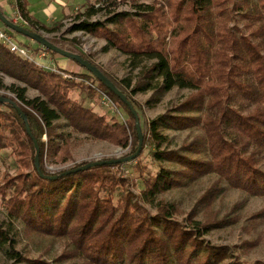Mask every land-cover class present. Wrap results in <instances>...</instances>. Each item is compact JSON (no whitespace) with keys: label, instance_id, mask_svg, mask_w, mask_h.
Here are the masks:
<instances>
[{"label":"trees","instance_id":"16d2710c","mask_svg":"<svg viewBox=\"0 0 264 264\" xmlns=\"http://www.w3.org/2000/svg\"><path fill=\"white\" fill-rule=\"evenodd\" d=\"M126 1L88 0L77 12L73 30L105 39L106 48L125 54L135 67L149 60L136 84L96 63L77 38L45 34L60 29L68 16L45 24L30 14L29 0H14L27 29L90 61L127 96L139 114L144 143L131 161L48 178L89 163L54 172L47 167L45 156L60 165L71 162L81 142L107 141L129 148L126 156L134 154L139 147L136 117L119 96L73 59L82 71L58 67L71 74L66 77L0 41V72L24 83L8 88L16 98L1 95L26 114L32 133L13 104L0 102V208L9 217L7 226L0 221V248L10 264H249L231 246L214 244L204 235L230 223L229 218L219 219L211 205L220 182L264 196V0H130L134 10L120 11ZM0 10L10 19L1 5ZM103 11L107 18H93ZM41 46L32 48L37 52ZM28 88L39 94L29 98ZM175 88L190 92L148 118L145 104L160 101ZM149 90L151 98L141 103L136 94ZM103 93L127 117L97 110ZM62 119L69 131L57 133ZM162 126L190 130L192 138L171 148L172 139ZM45 132L47 143L42 139ZM34 139L40 147L42 174L36 167ZM124 163L127 167L122 169ZM211 173L217 177L215 183L198 200L205 206L202 218L195 211L184 214L174 201L158 199ZM147 204L155 207L154 213ZM263 221L264 207L250 214L245 230L253 233ZM19 232L28 241L60 240L63 248L53 259L31 257L16 247L14 236ZM262 241L264 233L244 245Z\"/></svg>","mask_w":264,"mask_h":264},{"label":"rangeland","instance_id":"374dc122","mask_svg":"<svg viewBox=\"0 0 264 264\" xmlns=\"http://www.w3.org/2000/svg\"><path fill=\"white\" fill-rule=\"evenodd\" d=\"M86 1L87 0H30V10L36 17L46 22L49 19H60L62 17V9L64 5H68L70 7L78 4L81 5ZM144 1L149 2L150 0ZM81 9H83L82 6L78 10H75L67 18H65L60 29L52 33L45 34L58 38H77L81 42L82 47L89 54H91L96 63L100 64L105 70L112 73L116 77L123 79L131 78L133 84H136L143 68L145 66H149L151 62L149 60H146L139 66L135 67L125 54L116 49L107 50V42L105 39L94 37L83 30H73V26L78 22L76 14ZM119 10L132 12L134 10V5L130 0H128L120 6ZM108 16V12L103 11L93 18L104 20ZM0 27L9 31V28L6 27L1 21ZM17 37L18 39H22L25 43L31 44L33 48L38 45L35 40L27 38L23 35H17ZM30 49L31 52H33L31 47ZM50 57L53 58V62L58 67L64 68L58 62L59 60H66L76 66L77 71H82V68L78 64H76L66 56H53L50 53ZM56 58L58 59V61L56 60ZM0 83L4 85L0 87V95L8 94L15 98L16 94L8 88L13 84H16L17 86H24V83H22L18 79H15L1 72ZM189 92V89L175 88L163 94L160 101L152 104L146 103L147 100L152 96V90L139 92L136 94V98L141 103H146L145 113L148 118L152 119L165 112L167 109L171 108L175 103L181 101L189 94ZM27 94L29 98H32L38 95L39 92L35 89L28 88ZM95 107L97 110L102 111L101 108L103 106L101 105V103L98 105L95 104ZM103 109L109 113L115 112V114L118 115L119 118L127 117L126 112L124 113L122 110L113 111L108 107H103ZM65 122V120H60L57 122V125H59L56 128L57 133L69 131V127L65 125ZM161 131L172 139L170 144L171 148H179L184 140H186L187 138H192V132H190V130H174L162 126ZM195 133H201V131H195ZM48 138L49 137L45 132L42 137L43 141L47 143ZM163 146H166V143H164ZM128 151L129 148L125 149L107 141H85L79 143L74 148L73 160L69 163L65 165L57 164L54 162L52 156H45V161L47 163L48 169L54 172L60 168H64L65 166H74L75 164L81 163L83 161L93 162L100 159L103 160L119 158L122 155H126ZM191 155L197 157L204 156L203 154ZM165 164L169 166V163L165 162ZM261 167L264 169V159L261 162ZM1 168L2 170H4L6 166L4 164H1ZM114 171L119 173L117 169H114ZM216 178V175L213 173L204 175L200 177L196 182H192L187 186L174 188L158 195V199L163 198L167 201H174L183 210L184 214L195 211L197 218H202L205 206H203L201 202H198V200L207 189L211 188V186L215 183ZM214 196L215 197L211 205L218 212V218H229L230 223L227 225L214 227L204 235L205 238L214 244H225L231 246L233 248L234 254L239 255L241 260H244L249 264H252L259 259L264 260V241H262L257 246L244 245V241L255 240L259 237L260 234L264 233V221L260 223V225L257 227V230L253 233H248L245 230L246 225L249 223L248 221L250 214L264 207V196L247 194L246 192H242L238 189L229 187L226 182L219 183V188L215 190ZM147 206L152 213L155 212L154 206H152L151 204H147ZM8 218L9 217L6 211L0 208V221L3 222L6 226L8 224ZM180 218L182 219L183 216H180ZM234 218H236V221ZM20 227L22 228L21 225ZM13 232H11L10 234L12 235ZM14 237L16 238L17 249L23 251L24 254H29L31 257L43 255L44 257L53 259L54 256L63 248V244L60 240H54L52 238H41L37 239V241H28L27 239H25V237H23L22 232L17 233V235ZM0 264H10V261L7 259L4 251L1 248Z\"/></svg>","mask_w":264,"mask_h":264},{"label":"water","instance_id":"95a60500","mask_svg":"<svg viewBox=\"0 0 264 264\" xmlns=\"http://www.w3.org/2000/svg\"><path fill=\"white\" fill-rule=\"evenodd\" d=\"M0 21L2 23H4V25L6 27H8L9 29H11L15 32H18L20 34H23V35L35 40L36 42L40 43L43 47H45L49 50L56 51L58 54H60L62 56H66L70 59H73L75 62L79 63L82 67L86 68L96 78H98L106 87L111 89L117 96H119L130 107V109L132 110L133 114L136 117V125H137V130H138V135H139V147H138V150L134 154L127 155V156L122 155L119 158H115V159L96 160L93 162H89L85 165L79 166L77 168L66 170L65 172L58 174V175H55V176H47L48 178L56 179V178L61 177L63 175L75 173V172H78L81 170L88 169V168L93 167V166L128 162V161L135 159L139 155V153L143 147V143H144V136H143V133L141 130L139 114H138L137 110L135 109V107L132 105V103L128 100L127 96L97 66L92 64L87 59L81 57L80 55L72 53V52L67 51L65 49H62L59 46L53 44L45 36H43L37 32L31 31V30L27 29L26 27L20 26L16 23L12 22L7 16H5L3 14V12L1 10H0ZM0 102L1 103L10 102L11 104H13L17 108V110L19 111V113L22 115L23 119L26 122L28 132L32 135L27 116L20 109V107L16 104V102H14L10 98L5 97L3 95H0ZM34 142L36 145V155H35L36 167H37L38 171L42 174L41 169H40V147H39L38 141L36 139H34Z\"/></svg>","mask_w":264,"mask_h":264},{"label":"built area","instance_id":"2783aa9c","mask_svg":"<svg viewBox=\"0 0 264 264\" xmlns=\"http://www.w3.org/2000/svg\"><path fill=\"white\" fill-rule=\"evenodd\" d=\"M10 17L12 22L20 26L25 27V25L27 24V21L21 16L17 7L15 11L12 12ZM0 41L6 44L12 52L21 54L22 56L27 57L28 60H31L40 66L59 71L66 77H71V74L64 73L62 70H59L58 66H56L53 62V58L50 57V52L43 46H41L40 49L37 50V52H35V50L31 52V49L29 47L18 41V37L14 33L5 30L2 27H0ZM101 102L105 107H108L113 111H118L117 106L107 94L103 93ZM126 167L127 165L125 163L121 166L122 169H125ZM115 169L118 170V168Z\"/></svg>","mask_w":264,"mask_h":264},{"label":"crops","instance_id":"0c3cea01","mask_svg":"<svg viewBox=\"0 0 264 264\" xmlns=\"http://www.w3.org/2000/svg\"><path fill=\"white\" fill-rule=\"evenodd\" d=\"M88 1V0H87ZM86 1V2H87ZM85 3V2H84ZM84 3L83 4H81V5H74V6H68V5H64L63 6V9H62V17L61 18H63L64 16H69V15H71L75 10H78L79 8H81V6H83L84 5ZM30 4H31V2H30V0H29V7H28V9H29V12H30V14L35 18V19H37V20H39L40 22H42V23H45V24H52L53 22H55V21H57V20H59V19H49L48 21H46V22H44V21H42L41 19H39L38 17H36L32 12H31V10H30ZM0 5L1 6H3L4 8H5V10L8 12V14L11 16V14H12V12L13 11H15V9H16V6H15V3H14V0H0ZM60 18V19H61ZM30 45V47L32 48V45L31 44H29ZM107 50L108 49H114V48H106ZM32 50H34L33 48H32ZM35 53V52H34ZM56 60L58 61V59L56 58ZM57 63V62H56ZM61 66H63L65 69H67V70H74V71H77V68H76V66H74L71 62H69V61H66V60H59V62H58ZM57 63V64H58ZM80 71V70H79ZM37 96V95H36ZM101 105L103 106V107H105L103 104H102V102H101ZM103 107L101 108L102 109V112H105V108L103 109ZM64 119H62V121H63Z\"/></svg>","mask_w":264,"mask_h":264}]
</instances>
